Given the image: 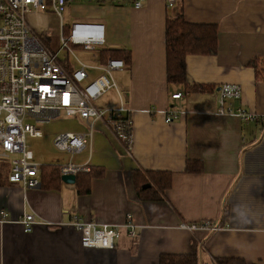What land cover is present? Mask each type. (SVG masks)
Returning <instances> with one entry per match:
<instances>
[{
    "label": "crops",
    "instance_id": "0c3cea01",
    "mask_svg": "<svg viewBox=\"0 0 264 264\" xmlns=\"http://www.w3.org/2000/svg\"><path fill=\"white\" fill-rule=\"evenodd\" d=\"M67 10L76 23L103 26L104 44L89 50L90 58L66 53V68L85 64L88 80H94L102 75L95 67L112 58L104 50L131 55L123 70L112 72L114 85L96 106L130 110L132 151L128 154L105 121L96 122L86 148L63 152L55 164L36 160L30 149L41 166L72 163L90 170L76 175L74 184L62 179L30 189L7 179L0 184V264H159L163 254H196L203 264L224 258L264 264V122L218 112L219 88L237 84L242 98L230 102L233 109L264 118V81L250 65L264 62V0H178L172 7L166 0H146L142 8L76 3ZM179 14L218 29L216 55L187 56L186 84L170 83L167 74V20ZM49 22L46 18L44 27ZM194 85L207 91L193 92ZM170 111L179 118L167 124ZM63 114H41L49 120L38 125L39 139L89 133L87 121L60 120ZM188 161L201 162L202 172H187ZM50 171L40 168V182ZM136 171L170 173L171 186L158 199H144L136 189ZM79 184L89 192L79 193ZM26 215L34 216L31 231L23 225ZM75 217L99 226L131 222L136 234L132 238L122 228L115 249H85L72 225ZM206 223L221 229H181Z\"/></svg>",
    "mask_w": 264,
    "mask_h": 264
},
{
    "label": "built area",
    "instance_id": "2783aa9c",
    "mask_svg": "<svg viewBox=\"0 0 264 264\" xmlns=\"http://www.w3.org/2000/svg\"><path fill=\"white\" fill-rule=\"evenodd\" d=\"M169 7L178 0H166ZM98 5H126L142 8L146 0H0V162L10 164L9 182L24 189L39 188L38 178L41 165L35 159L27 145V137H42L38 127L48 122L41 114L44 111L63 112L67 117H79L88 122L89 133H61L54 139V146L60 152H80L86 148L88 136L91 139L97 121H105L116 138L128 151L133 146V121L130 110L124 106L118 109H99L96 102L114 83L111 74L123 70L122 60H107L105 65L95 67L102 75L88 80V67L81 64L79 68L69 70L62 62L61 51L67 50L68 57L75 58V52L69 46H82L84 50H95L104 44V27L101 25L75 23L68 38L64 35L63 15L70 5L76 3ZM59 20L62 27L60 50L54 52L41 37L47 32L46 27L34 26L30 17ZM46 23V22H45ZM35 24V22H34ZM37 29V31H35ZM97 38V39H96ZM220 114L236 113L242 121L264 122V118L246 109H233L231 101L241 100L242 88L237 84L225 83L219 88ZM176 94L174 99H180ZM179 118V112L170 111L165 122L171 124ZM33 119L34 123L29 122ZM87 165L77 166L72 163L59 167L60 175H78L89 172ZM35 223L33 215H26L23 225L31 231ZM73 228L82 235L85 249L116 248L121 229L130 237H135V227L131 222L121 226L85 223L77 217L72 222ZM181 229L218 232L221 227L206 223L182 224Z\"/></svg>",
    "mask_w": 264,
    "mask_h": 264
},
{
    "label": "trees",
    "instance_id": "16d2710c",
    "mask_svg": "<svg viewBox=\"0 0 264 264\" xmlns=\"http://www.w3.org/2000/svg\"><path fill=\"white\" fill-rule=\"evenodd\" d=\"M68 33L67 27L63 30ZM47 43H51V38L42 34L41 36ZM166 46H167V74L170 83H187L186 58L188 55H209L214 56L218 51V29L214 25H200L188 22L184 15L179 14L170 16L166 26ZM106 57L123 59L126 64L130 60V53L126 50H104ZM66 63V60H62ZM67 63L68 60H67ZM250 65L255 69L257 79L264 81V62L260 66L257 60ZM193 92H204L206 88L200 86H191ZM7 162H0V184L4 180H9L10 169L7 168ZM9 165V164H8ZM10 166V165H9ZM51 169L46 173L42 180V185L57 184L60 181V171L54 165H43L41 171ZM203 170V164L199 161H188L186 171L191 173H200ZM91 173V172H90ZM83 174H78L81 178ZM137 192L142 198L158 199L160 193L171 186L172 176L167 172H147L145 174L134 172L133 174ZM149 185V188L144 186ZM79 184V193H87L90 187L84 189ZM159 264H203L196 254H163ZM214 264H248L242 258H224L215 260Z\"/></svg>",
    "mask_w": 264,
    "mask_h": 264
},
{
    "label": "rangeland",
    "instance_id": "374dc122",
    "mask_svg": "<svg viewBox=\"0 0 264 264\" xmlns=\"http://www.w3.org/2000/svg\"><path fill=\"white\" fill-rule=\"evenodd\" d=\"M83 4H90V3H84ZM31 22L33 23L34 26H37L34 24L35 18L30 17ZM78 20H75V18L71 15L69 10H67L64 15H63V22L67 26L68 33L64 34L66 38L70 36L71 33V27L73 24H75ZM40 22L45 25L46 19H40ZM49 30L45 33L47 37L51 38V43L47 44L48 47L53 50L54 52H57L60 50L62 43L60 41L61 35H62V27L54 16H52L50 22L48 23ZM37 31V29H35ZM69 46L72 48L74 52L82 59L84 57L90 58L94 55V52H89L83 49L82 46H73L72 44H69ZM67 50H62L61 51V57L66 55ZM73 57V56H71ZM74 58V57H73ZM75 59V58H74ZM89 60V59H86ZM60 120L66 118L65 114L61 116ZM29 122L34 123L33 119H29ZM56 137V136H55ZM52 136H48L45 138H31L30 136L27 137V145H29L30 149L36 154L35 159H42L45 161L44 163H49V164H55L59 159H63L66 156V153L58 151L55 146H54V138ZM47 158V160H46ZM7 168L11 169V167L7 164Z\"/></svg>",
    "mask_w": 264,
    "mask_h": 264
},
{
    "label": "water",
    "instance_id": "95a60500",
    "mask_svg": "<svg viewBox=\"0 0 264 264\" xmlns=\"http://www.w3.org/2000/svg\"><path fill=\"white\" fill-rule=\"evenodd\" d=\"M61 179L63 182H65L67 184H74V183H76V180H77L75 175H65V176H62ZM149 187H150L149 185L144 186L145 189L149 188Z\"/></svg>",
    "mask_w": 264,
    "mask_h": 264
},
{
    "label": "bare ground",
    "instance_id": "6f19581e",
    "mask_svg": "<svg viewBox=\"0 0 264 264\" xmlns=\"http://www.w3.org/2000/svg\"><path fill=\"white\" fill-rule=\"evenodd\" d=\"M40 19H42V18H41V17H37L35 24H37V25L39 26V28H42V27L39 25ZM96 39H97V38H96Z\"/></svg>",
    "mask_w": 264,
    "mask_h": 264
},
{
    "label": "clouds",
    "instance_id": "9594fccd",
    "mask_svg": "<svg viewBox=\"0 0 264 264\" xmlns=\"http://www.w3.org/2000/svg\"><path fill=\"white\" fill-rule=\"evenodd\" d=\"M34 22H36V20Z\"/></svg>",
    "mask_w": 264,
    "mask_h": 264
}]
</instances>
